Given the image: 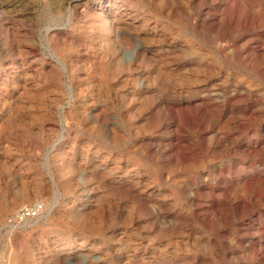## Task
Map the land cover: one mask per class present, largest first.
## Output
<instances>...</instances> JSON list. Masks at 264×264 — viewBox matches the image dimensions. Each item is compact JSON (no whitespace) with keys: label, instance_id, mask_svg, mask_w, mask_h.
<instances>
[{"label":"rangeland","instance_id":"rangeland-1","mask_svg":"<svg viewBox=\"0 0 264 264\" xmlns=\"http://www.w3.org/2000/svg\"><path fill=\"white\" fill-rule=\"evenodd\" d=\"M263 147L264 0H0V264H264Z\"/></svg>","mask_w":264,"mask_h":264},{"label":"bare ground","instance_id":"bare-ground-1","mask_svg":"<svg viewBox=\"0 0 264 264\" xmlns=\"http://www.w3.org/2000/svg\"><path fill=\"white\" fill-rule=\"evenodd\" d=\"M257 54H258V53H257ZM257 54H256V55H257ZM262 56H263V55H262ZM262 144H263V143H262ZM260 145H261V144H260ZM250 147H251V146H250ZM261 147H262V146H261ZM247 148H248V147H247ZM263 148H264V147H263ZM249 154H250V153H249ZM260 155H261V154H260ZM254 156H255V155H254ZM258 156H259V155H258ZM244 182H245V181H244ZM240 202H241V201H240ZM240 202H239V203H240ZM253 226H254V225H253ZM256 228H257V227H256ZM254 229H255V228H254ZM257 229H258V228H257ZM255 230H256V229H255ZM260 230H262V229H260ZM261 232H262V231H261ZM240 241H241V240H240ZM263 242H264V241H263ZM261 243H262V242H261ZM257 251H258V250H257ZM258 252H259V251H258ZM258 252H257V253H258ZM260 252H261V251H260ZM262 253H263V252H262ZM263 254H264V253H263Z\"/></svg>","mask_w":264,"mask_h":264}]
</instances>
